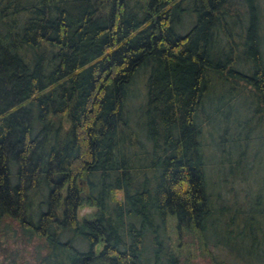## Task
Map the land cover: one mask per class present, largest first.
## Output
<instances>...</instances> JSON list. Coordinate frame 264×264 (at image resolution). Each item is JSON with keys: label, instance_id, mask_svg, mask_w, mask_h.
I'll return each mask as SVG.
<instances>
[{"label": "trees", "instance_id": "trees-1", "mask_svg": "<svg viewBox=\"0 0 264 264\" xmlns=\"http://www.w3.org/2000/svg\"><path fill=\"white\" fill-rule=\"evenodd\" d=\"M262 117L264 0H0V264H264Z\"/></svg>", "mask_w": 264, "mask_h": 264}, {"label": "rangeland", "instance_id": "rangeland-1", "mask_svg": "<svg viewBox=\"0 0 264 264\" xmlns=\"http://www.w3.org/2000/svg\"><path fill=\"white\" fill-rule=\"evenodd\" d=\"M263 108V107H262ZM262 119H264L262 117ZM255 148L253 149L252 152H250L248 154V157H253L256 153H258L259 158L261 160L264 161V141H258V144L256 146V143L253 145ZM250 155V156H249ZM251 157V158H252ZM246 161L249 162V159H247ZM261 174L258 175V173L256 171H250V178L251 180H249L248 182H250V184H252L253 182V188L256 189L257 183H258V178L260 177ZM119 194V193H118ZM118 196V195H117ZM93 211V208L87 205L82 204L81 206H79V208L76 211V214L78 217L83 216V215H87L89 216L90 213ZM197 235V234H196ZM196 235H189L190 238L187 239V236H184L183 239H187V243L188 245H186V248L188 249V252L190 255H193V263L194 264H213L210 260V258L208 257H202L203 253L201 251V241L199 240V237ZM175 239H173L174 241ZM209 249L210 252H212V254L214 256H216V259L220 261V259H222L223 257V261L221 262V264H228L227 262V258L228 255L225 253V251H218V248L213 249L210 245H209ZM226 255V256H224ZM230 258V257H228ZM219 261H216V264H219ZM230 261V259H229Z\"/></svg>", "mask_w": 264, "mask_h": 264}]
</instances>
